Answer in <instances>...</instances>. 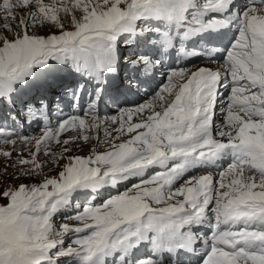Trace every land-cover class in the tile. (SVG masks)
<instances>
[{"label": "snow or ice", "instance_id": "obj_1", "mask_svg": "<svg viewBox=\"0 0 264 264\" xmlns=\"http://www.w3.org/2000/svg\"><path fill=\"white\" fill-rule=\"evenodd\" d=\"M193 256L264 264V0H0V264Z\"/></svg>", "mask_w": 264, "mask_h": 264}, {"label": "rangeland", "instance_id": "obj_2", "mask_svg": "<svg viewBox=\"0 0 264 264\" xmlns=\"http://www.w3.org/2000/svg\"><path fill=\"white\" fill-rule=\"evenodd\" d=\"M28 131H29V133H31V130L28 129Z\"/></svg>", "mask_w": 264, "mask_h": 264}]
</instances>
